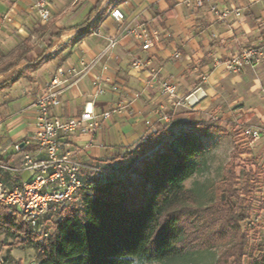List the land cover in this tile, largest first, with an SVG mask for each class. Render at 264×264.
<instances>
[{"label": "crops", "instance_id": "0c3cea01", "mask_svg": "<svg viewBox=\"0 0 264 264\" xmlns=\"http://www.w3.org/2000/svg\"><path fill=\"white\" fill-rule=\"evenodd\" d=\"M47 1L51 18L45 25L39 21L29 0H0V65L12 58L22 41L27 40L30 47L16 66L0 73L1 83L13 72H21L16 82H23L24 96L19 103L26 104L20 111L14 109L15 106L5 108V105L0 110V156L10 158L6 164H20L22 153L13 150L15 143L27 151L36 148L34 112L29 106L55 70L61 66H77L81 57L86 61L94 58L105 47L108 36H117L118 44L65 92L61 105L55 110L64 117L78 115L89 100L88 94L97 75L104 84L118 87L117 91L107 87L92 101L93 110L99 116L97 132L77 134L73 140L77 147L75 157L82 161H103L121 144L146 136L158 125L167 123L176 129L199 120L208 107L217 103L226 85L234 88L240 83L246 91L244 86H248V92H264V64L238 74L225 71L222 63L212 65L215 59L222 62L244 46L264 41V0H226L227 5L241 9L239 22L233 18L217 21L207 8H194L184 0ZM112 5L123 11V22L108 15L107 10ZM146 21L159 31L160 41L148 50H141L134 40L122 33L121 27ZM59 30L61 33L56 35ZM176 51L179 55L174 57ZM134 57L144 62L143 68L130 65ZM153 73L158 78L176 82L179 94L185 96L197 86L202 87L206 93L202 104L167 107L156 84L147 83ZM203 75L206 78L201 82L199 78ZM14 84L0 93L6 97L7 89ZM262 96L264 99V93ZM120 104L122 112H113L107 118L102 116L103 112ZM161 107L170 114L168 121L157 114ZM92 138L90 147L83 149ZM60 141L64 144L65 137L61 136ZM18 175L0 171L1 178L11 186L29 176L27 172Z\"/></svg>", "mask_w": 264, "mask_h": 264}, {"label": "trees", "instance_id": "16d2710c", "mask_svg": "<svg viewBox=\"0 0 264 264\" xmlns=\"http://www.w3.org/2000/svg\"><path fill=\"white\" fill-rule=\"evenodd\" d=\"M28 50L27 40L22 41L12 58L0 65V73L16 66ZM20 73L2 81L0 91L16 82ZM225 133L212 119L176 129L158 125L97 162L106 171L86 177L74 199L53 214L46 236L35 231L22 213L0 204V237L12 247L31 248L36 264L158 262L219 245L226 247L216 264H264L260 246L246 252L249 235L242 228L260 168L246 171L241 184L234 168V161L249 150L232 143L214 203L196 205L195 191L183 185L201 169L206 138ZM9 160L0 156L2 163ZM247 162L257 165L256 160Z\"/></svg>", "mask_w": 264, "mask_h": 264}, {"label": "built area", "instance_id": "2783aa9c", "mask_svg": "<svg viewBox=\"0 0 264 264\" xmlns=\"http://www.w3.org/2000/svg\"><path fill=\"white\" fill-rule=\"evenodd\" d=\"M226 0H184L186 4L194 8H207L215 20L225 22L233 18L239 22L242 11L238 7H232L225 3ZM32 9L36 13L39 21L45 24L51 18L50 6L47 0H29ZM108 15L117 22H123V11L112 5L107 10ZM122 33L134 40L141 50H148L160 41V33L151 26L150 21L136 25L122 26ZM118 44L117 36H108L107 43L102 51L94 58L86 61L79 58L76 65L61 66L55 70L49 82L42 90L36 94L29 108L34 112V139L36 148L33 151L23 150L18 143L13 145L15 152L22 153L20 164L14 166L0 162V171L19 174L27 172V178H20L19 183L8 185L0 176V204L14 208L22 213L29 225L38 233L46 236L50 232L51 217L64 204L71 202L77 192L84 187L87 176L104 173L97 162H85L75 157L77 147L73 140L77 134L94 135L99 127V116L95 114L92 101L102 95L107 87L112 91H117L116 85H106L97 75L93 81V88L88 94L89 100L84 104L78 115L64 117L56 113V109L61 105L62 96L67 90L86 76L105 54L109 53ZM179 53L174 52L177 57ZM222 63L225 71L238 74L246 68L260 66L264 64V41L256 42L244 46L240 50L231 54L227 59L220 62L214 60L213 67ZM133 68L141 69L144 62L134 57L130 64ZM205 75L200 76V81H204ZM156 84L160 96L164 99L165 105L170 108L189 107L185 101V95L179 94L178 85L171 79L158 78L157 74H151L147 83ZM200 87V86H197ZM196 87V88H197ZM123 106L117 105L114 109L102 113L104 118L109 117L113 112H122ZM161 107L157 114L164 121H168L170 114ZM264 135V109L259 117L258 125H248L240 130V136L252 146ZM64 136L66 141L63 144L60 137ZM92 139L82 146L87 149L92 144ZM64 147H63V146ZM264 198V189L261 191ZM245 225L248 231L255 227L264 229V213L249 216ZM1 262V259H0ZM29 264H36L33 260Z\"/></svg>", "mask_w": 264, "mask_h": 264}, {"label": "rangeland", "instance_id": "374dc122", "mask_svg": "<svg viewBox=\"0 0 264 264\" xmlns=\"http://www.w3.org/2000/svg\"><path fill=\"white\" fill-rule=\"evenodd\" d=\"M49 23L50 21H47L45 25ZM0 60H2L1 56ZM229 76L232 75L229 74ZM23 85L22 81L15 82L10 89H7L6 97L0 93V110H3L2 107L5 105V108L15 106L14 109L20 111L26 105L24 102L19 103L24 96ZM241 85L238 83L234 88H231L230 85L224 86L217 103L208 107L200 116L199 120L219 121L220 126L228 133L206 138V150L201 161V169L186 179L183 185L195 191L196 205L206 207L214 203L218 195L217 188L224 175L225 166L230 160L232 143L234 142L239 150H249L248 154L243 153L234 161L239 183L241 184L242 176L246 171L260 168L259 181L253 184L251 192L249 216L259 215L261 217L264 213V198L261 196V191L264 189V135L252 146H249L240 136V130L248 125L259 124V117L264 109L262 96L264 92L259 90L248 92V86H244L246 91L240 87ZM201 104L202 100L196 106ZM10 112L11 110H9ZM184 128L188 129V127ZM231 133H235V135H231ZM251 159L256 160L257 165H250L247 162ZM242 228H247L245 222L242 223ZM255 231H257L256 235L254 234ZM248 235L247 253L257 245L264 250V229L262 227H255L252 231H248ZM224 247L226 246L219 245L210 249L187 253L181 258L158 262L133 259L132 264H216L217 257ZM0 259H3L1 264H29L35 259V254L31 248L10 246L9 240L1 236Z\"/></svg>", "mask_w": 264, "mask_h": 264}, {"label": "water", "instance_id": "95a60500", "mask_svg": "<svg viewBox=\"0 0 264 264\" xmlns=\"http://www.w3.org/2000/svg\"><path fill=\"white\" fill-rule=\"evenodd\" d=\"M205 96H206V93L202 89V87H197L185 97V101L189 107H194L201 100H203Z\"/></svg>", "mask_w": 264, "mask_h": 264}]
</instances>
